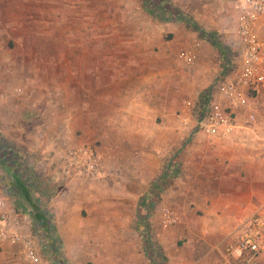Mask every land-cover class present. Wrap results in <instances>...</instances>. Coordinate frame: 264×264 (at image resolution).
I'll list each match as a JSON object with an SVG mask.
<instances>
[{
    "label": "rangeland",
    "instance_id": "rangeland-1",
    "mask_svg": "<svg viewBox=\"0 0 264 264\" xmlns=\"http://www.w3.org/2000/svg\"><path fill=\"white\" fill-rule=\"evenodd\" d=\"M166 1L168 17L151 19L154 26L149 28L143 18L122 20L121 0H0V126H5L6 102L20 107L27 101L25 116L33 117L17 120L24 126H49L56 106L68 110L78 105L86 116L74 126L89 128L88 136L80 129L76 135L103 157L93 176L64 173L62 182L54 184L65 187L73 180V187L89 190L78 196L90 197L93 205L78 212L73 232L65 229L60 236L54 227L50 235L31 227L40 259L28 262L18 244L6 243L0 244V264H181L177 254H193V245L181 233L162 246L150 226L151 216L160 205V222L161 209L167 208L162 195L181 173L174 158L201 129L199 96L230 71L224 65L235 56L231 44L236 27L232 0ZM33 5L41 10H31ZM195 44L194 62H182L179 52ZM187 98L194 108L190 121L181 126L179 110ZM136 108H142V126H121ZM248 127L243 129L250 132L234 139L260 143L250 150L264 160L263 126ZM205 135L202 139L210 137ZM51 177L46 184L51 185ZM76 178L83 179L77 186ZM197 259L195 254L186 264H199Z\"/></svg>",
    "mask_w": 264,
    "mask_h": 264
},
{
    "label": "crops",
    "instance_id": "crops-1",
    "mask_svg": "<svg viewBox=\"0 0 264 264\" xmlns=\"http://www.w3.org/2000/svg\"><path fill=\"white\" fill-rule=\"evenodd\" d=\"M33 1L36 0H25L27 4ZM31 10L40 11L41 8L33 5ZM168 11L166 0H121L122 20L143 18L148 21L146 25L149 28L153 25L151 19L168 17ZM26 18L25 14L22 15L23 20ZM85 29L87 33H94V29ZM182 62L185 63L184 60ZM26 102L21 103V108L16 107L15 103L10 105L6 102L5 109L2 110L5 126H0V194L7 188L9 194L5 196V201L8 210L22 212L26 223L20 231L29 232L31 227L41 229L44 224H49L57 228L60 236L65 229L72 233L73 226L77 225L81 217L78 212L90 208L93 202L90 197L78 196L79 191L84 189L73 187V180L65 187L54 184L58 183L59 178L63 179L64 173L70 174L66 166L65 150L82 143L85 138L76 135V131L83 130L88 136L86 133L89 126H74L82 124L86 116L83 112L85 110L78 105H72L68 110L67 107L56 106L49 126H24L18 121L25 116ZM184 103L180 112L186 109ZM84 104L88 105L87 100ZM141 109L130 111L128 121L121 122V126H142V121H139ZM25 117L33 116L26 114ZM242 117L244 116H239L240 122L244 121ZM179 124L184 125L181 120ZM239 127L242 130H236L235 135H209L210 137L203 139L206 132L200 129L191 143L180 147V155L174 158L180 162L181 173L176 174L168 184L162 195V204L176 213L180 221L170 229H163L158 219L160 205H157L153 210L150 226L162 246L173 241L179 233L188 238L186 243L193 245V254H177V257L183 259L181 264L189 262L186 259H193L195 254L199 264L221 263L225 259L224 246L241 236L249 221L258 218L264 229V160L250 150L260 143H242L234 139L237 134L243 136L248 131L245 129H249L248 126ZM178 145L171 147L178 149ZM51 175V185H48L46 181ZM79 180L83 179L74 180L76 186L80 183ZM156 187L155 184L149 190L150 195ZM143 204L147 206L145 202ZM192 221L197 226H193ZM261 259L264 261V243Z\"/></svg>",
    "mask_w": 264,
    "mask_h": 264
},
{
    "label": "built area",
    "instance_id": "built-area-1",
    "mask_svg": "<svg viewBox=\"0 0 264 264\" xmlns=\"http://www.w3.org/2000/svg\"><path fill=\"white\" fill-rule=\"evenodd\" d=\"M232 7L236 37L231 47L235 56L229 62L227 57L224 65L230 71L217 80L196 106L197 125L213 136L227 135L239 126H263L264 133V0H232ZM196 46L181 50L178 56L193 63ZM185 107L179 118L187 124L194 108L192 100H187ZM239 116H244L243 122ZM102 160L93 144H76L66 151V166L76 177L93 176ZM8 194L7 188L0 194V243L18 244L25 260L36 262L40 259L37 245L29 232L20 231L26 223L24 216L8 210L5 201ZM177 222L173 211L161 209L162 227ZM260 222L258 218L249 221L246 231L224 246L225 259L218 264H264L261 259L264 229Z\"/></svg>",
    "mask_w": 264,
    "mask_h": 264
},
{
    "label": "trees",
    "instance_id": "trees-1",
    "mask_svg": "<svg viewBox=\"0 0 264 264\" xmlns=\"http://www.w3.org/2000/svg\"><path fill=\"white\" fill-rule=\"evenodd\" d=\"M185 21L188 23V24H190L191 22H190V20H189V18H186L185 19ZM192 26H193V24H191ZM194 27V26H193ZM195 28H196V26H195ZM209 39H210V37H208ZM211 42L214 44V45H219V43H217L216 41H213V40H211ZM220 47V46H219ZM42 227V229L43 230H45L48 234H52V231H54V227L53 226H50L49 224H44L43 226H41ZM50 238H52V239H55V237L52 235V236H50ZM61 264H65V262H61Z\"/></svg>",
    "mask_w": 264,
    "mask_h": 264
}]
</instances>
